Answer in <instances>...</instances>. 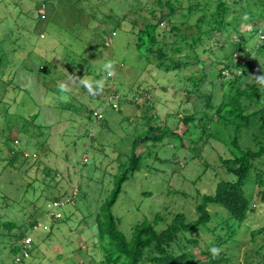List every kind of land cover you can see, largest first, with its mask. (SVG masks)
Masks as SVG:
<instances>
[{
    "label": "rangeland",
    "instance_id": "rangeland-1",
    "mask_svg": "<svg viewBox=\"0 0 264 264\" xmlns=\"http://www.w3.org/2000/svg\"><path fill=\"white\" fill-rule=\"evenodd\" d=\"M152 1L0 0V264H100L96 217L123 174L128 177L112 211L128 239L137 224H154L157 215L163 217L155 224L158 232L178 213L197 219L198 200L228 177L221 158L229 151L220 140L205 145L203 159L182 148L177 135L135 145L150 127L182 134L185 115L211 116L215 110L209 106L212 86L199 92L188 80L203 72L211 80L208 55L203 63L193 60L188 68L168 72L138 49V33L153 19ZM227 21V30L215 33L206 47L221 57V45L245 37L252 52L241 82L247 87L264 74V53L257 51L264 41V6L245 0L232 6ZM164 28L158 39L172 40ZM108 61L116 75L105 80L98 96L70 78L104 79ZM59 83L70 91L61 93ZM95 110L103 120L92 116ZM209 128L230 135L216 123ZM134 154L141 156L136 170L130 169ZM254 204L240 230L244 240L222 249L227 264H264L262 196ZM6 222L16 227L9 230ZM27 237L33 240L30 255L15 262L12 249L21 250ZM192 250L202 263L210 260L201 249Z\"/></svg>",
    "mask_w": 264,
    "mask_h": 264
},
{
    "label": "trees",
    "instance_id": "trees-1",
    "mask_svg": "<svg viewBox=\"0 0 264 264\" xmlns=\"http://www.w3.org/2000/svg\"><path fill=\"white\" fill-rule=\"evenodd\" d=\"M243 1L245 0L151 2L150 14L153 19L140 29L138 49L144 48L147 55L154 56L157 66L168 72L188 68L193 60L195 63H203L202 57L208 55L213 62L211 80L205 72L198 79L191 77L188 80L193 81L194 89L199 92L205 84L212 86L208 91L209 106L215 110L211 116H199L197 111L185 115L182 120L188 127L182 134L175 130L168 129L165 132L160 128L150 127L147 134L136 140L135 145L139 142H162L168 135H177L182 148L203 159L205 145L212 139L220 140L229 151L228 157L221 158V165L228 177L220 178L215 191L203 194L198 200L197 219L188 221L184 213H178L163 231L158 232L155 224L163 217L157 215L154 224L148 220L137 224L132 238L128 239L120 230L119 219L112 211L128 177L123 174L116 182L111 198L102 205L96 217L98 239L104 254L100 264H227L225 251L222 250L219 257L213 258L209 249H223L230 241L232 244V241L241 243L244 240L245 234L242 235L240 230L256 210L254 201L259 195L264 200V90L256 82L247 87L241 86L243 78L249 74L246 67L252 57L245 37L240 35L238 42L221 45V57L216 56L213 46L206 47L207 40L215 33L223 34L227 30L230 25L227 17L232 6L242 5ZM256 1L264 6V0ZM161 25H165L164 31L172 40L158 39ZM108 45L107 42L106 46ZM229 46L231 49L228 52ZM257 51L264 53V41ZM230 74H235V77L228 79ZM189 93L186 92L187 97H191ZM95 112L97 111L92 112V116L97 118ZM103 119L104 117L98 120ZM211 123L218 124L222 131L230 132L228 138L221 135L223 132H211ZM155 131L162 133L156 134ZM186 141H190L189 146L185 145ZM140 159L141 156L134 154L130 169L136 170ZM203 165L206 170L210 166L205 160ZM255 187L258 188L256 194ZM55 201L60 202L58 199ZM212 206L215 208L212 209ZM7 224L9 230L16 227L12 222H6L5 225ZM255 234L253 233L252 239ZM23 241L21 250L18 247L12 249L16 251L15 262L25 259L22 253ZM192 248L201 249V254L210 260L202 263Z\"/></svg>",
    "mask_w": 264,
    "mask_h": 264
},
{
    "label": "clouds",
    "instance_id": "clouds-1",
    "mask_svg": "<svg viewBox=\"0 0 264 264\" xmlns=\"http://www.w3.org/2000/svg\"><path fill=\"white\" fill-rule=\"evenodd\" d=\"M103 71L106 73V77L101 80H93L91 77L87 76H72L70 78L78 79L80 85L83 86L87 90V92L94 97L96 95H99L100 92L103 91L105 80L109 77H114L116 75L115 66L112 61H108L103 64ZM253 79L261 87V89L264 90V74L254 76ZM57 87L61 93H67L70 91L68 85L65 83H59ZM221 251L222 249L220 247H211L209 249V252L213 258L219 257Z\"/></svg>",
    "mask_w": 264,
    "mask_h": 264
},
{
    "label": "built area",
    "instance_id": "built-area-1",
    "mask_svg": "<svg viewBox=\"0 0 264 264\" xmlns=\"http://www.w3.org/2000/svg\"><path fill=\"white\" fill-rule=\"evenodd\" d=\"M113 107H114L115 109H117V105H113ZM95 116H96L98 119L103 118L102 113H99L98 111L95 112ZM60 203H61V202H56L55 204L58 205V204H60ZM60 217H61L60 214H57V215H56V218L59 219ZM43 228H44L45 230H47V226H44ZM32 242H33V240H32L31 237H27V238L25 239V241H23L24 248H23L22 253H23V255H24L25 258L29 257V255H30L29 253H30V249H31V244H32Z\"/></svg>",
    "mask_w": 264,
    "mask_h": 264
}]
</instances>
